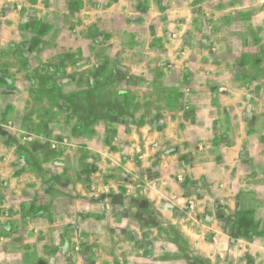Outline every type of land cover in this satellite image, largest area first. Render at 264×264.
Masks as SVG:
<instances>
[{
	"label": "crops",
	"instance_id": "crops-1",
	"mask_svg": "<svg viewBox=\"0 0 264 264\" xmlns=\"http://www.w3.org/2000/svg\"><path fill=\"white\" fill-rule=\"evenodd\" d=\"M103 54L157 111H69ZM0 264H264V0H0Z\"/></svg>",
	"mask_w": 264,
	"mask_h": 264
},
{
	"label": "rangeland",
	"instance_id": "rangeland-1",
	"mask_svg": "<svg viewBox=\"0 0 264 264\" xmlns=\"http://www.w3.org/2000/svg\"><path fill=\"white\" fill-rule=\"evenodd\" d=\"M106 42L99 41V50L103 53V47ZM83 46L88 49L86 45ZM93 60L91 61L87 57L86 61H82V63H76L77 61L72 63L73 65L80 64V67L77 68L78 73L76 71L72 72L70 73L71 76H74V79L77 80L75 81L77 82L76 85L82 88L86 87V89L82 90L80 96L78 93L76 95L75 93L73 94V90L71 91V96L69 97L71 105H68L70 112L78 111L80 113L82 110L88 112L92 109L101 119L98 121V125L103 126L105 123L107 125L113 123L114 117L120 112L137 113L143 108H148L147 110L149 111H157V103H155L157 102V89L154 90L151 87L139 89L136 87L137 85H134V79L144 80L149 85L152 84L153 74L124 73L118 68L120 66L118 61L113 64L105 54L101 55V57L99 56V60L95 58ZM132 60L130 58L131 62ZM89 62H91L92 67ZM106 64L111 66L110 71H108ZM79 98L81 99V104L78 105ZM90 99L95 101V103L90 104ZM143 100L145 102L141 103ZM54 139L59 141V138ZM61 140L65 142L64 139Z\"/></svg>",
	"mask_w": 264,
	"mask_h": 264
}]
</instances>
